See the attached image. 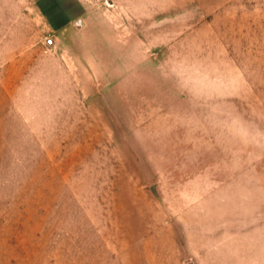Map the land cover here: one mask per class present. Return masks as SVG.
<instances>
[{"label":"rangeland","instance_id":"rangeland-1","mask_svg":"<svg viewBox=\"0 0 264 264\" xmlns=\"http://www.w3.org/2000/svg\"><path fill=\"white\" fill-rule=\"evenodd\" d=\"M0 264H264V0H0Z\"/></svg>","mask_w":264,"mask_h":264},{"label":"built area","instance_id":"built-area-1","mask_svg":"<svg viewBox=\"0 0 264 264\" xmlns=\"http://www.w3.org/2000/svg\"><path fill=\"white\" fill-rule=\"evenodd\" d=\"M49 42H51V40H49Z\"/></svg>","mask_w":264,"mask_h":264}]
</instances>
